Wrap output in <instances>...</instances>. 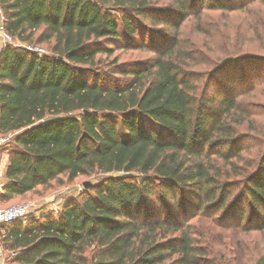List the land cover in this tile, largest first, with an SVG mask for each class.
<instances>
[{"label":"trees","instance_id":"obj_1","mask_svg":"<svg viewBox=\"0 0 264 264\" xmlns=\"http://www.w3.org/2000/svg\"><path fill=\"white\" fill-rule=\"evenodd\" d=\"M250 5L259 19L233 32L223 20ZM0 7L7 32L49 50L0 49V134H13L0 204L94 177L55 215L0 224L6 263L264 264V55L240 44L264 27V0ZM190 21L234 53L185 36Z\"/></svg>","mask_w":264,"mask_h":264},{"label":"rangeland","instance_id":"obj_2","mask_svg":"<svg viewBox=\"0 0 264 264\" xmlns=\"http://www.w3.org/2000/svg\"><path fill=\"white\" fill-rule=\"evenodd\" d=\"M261 11H262V9L260 7L250 5V7H247L244 10H241L239 12L232 14L230 17H228L227 19H225L223 21L227 23V25L229 26L230 29H232L233 32L234 31L240 32L250 22L257 21L260 17L259 12H261ZM206 14H207V16H210V20H209L210 23L206 20V22L209 25L210 24L214 25L215 23L221 24V20L217 17L218 13L207 12ZM203 18H205V16ZM192 23H193V21H190L183 28L185 36H187V37L198 36L195 38V41H197L198 43L210 42V44H207L208 49L210 51L211 50L214 51L215 55H217V57H219V58L228 56V55H225V53H224V50H226V49L230 48L231 52L234 53L231 49L232 48L231 45L234 43L235 40L233 42L231 40L225 42L219 36L217 38L214 37L212 39H206L205 37L194 33V31L192 29L193 28ZM241 34H242V42L240 43V41H241L240 37L238 39H239V43L242 44V50L244 51L242 53H255V54H259V55H264V27L257 28V32H255V33L249 32V33H241ZM42 46L46 49V52L48 54L49 50L47 49L46 45L43 44ZM0 47L2 48L1 44H0ZM116 53H118V52H116ZM131 54H133L132 57L130 56ZM144 55H145V53H140V52L130 53V52H128V53L121 55L120 57L122 59L123 58L124 59H127V58L132 59V58H136V57L141 58ZM263 72H264V67L262 69V75L261 76H264ZM218 76L220 77L221 75H218ZM257 80L261 81L262 79L260 78ZM255 82H257V81H255ZM257 89L258 90L256 92L259 93L257 99H258V101H260L264 105V95H263L264 94V85H263V83H259L257 86ZM238 91H240V90H238ZM261 91H262V95H261ZM11 138H13V136ZM12 146H13V141H10L9 145L6 148H3L0 150V174H1V176H3V169L5 167V165H4L5 160H7L9 150L11 149ZM92 179H94V177H80V178L74 180L73 182H71L69 184H64L62 186H56L55 182H52L51 188H48L46 190H42L40 188V189H38V190H40V191H38V194L30 193V194L26 195L25 197H16V198H13L11 200L3 201L0 204V207H5V206L12 205V204H18V203H28V204L32 205V208H37L36 211L38 213L41 210V212H46V213L50 212L51 214L55 215L58 212V210L60 209V207L64 201H66L67 199H69L73 195H76L83 188V186H84L83 182L84 181L92 180ZM54 204L56 205L57 211H51V209H50L51 207L54 206ZM218 240H220V239H218ZM0 247L3 248L1 239H0ZM223 247L224 246L214 245V250L217 253L221 254L224 258H225V256L227 258H230L231 255L228 252L229 248L225 246L227 248V250H226V248H223ZM3 254L5 257L6 255H9V252L6 249H4ZM1 258L2 257H0V260H1ZM232 258H234V257H232ZM5 264H8V263H5Z\"/></svg>","mask_w":264,"mask_h":264},{"label":"built area","instance_id":"obj_3","mask_svg":"<svg viewBox=\"0 0 264 264\" xmlns=\"http://www.w3.org/2000/svg\"><path fill=\"white\" fill-rule=\"evenodd\" d=\"M0 44L2 47L11 46L19 49H24L37 56L46 55V49L43 46L35 45L20 41L17 37L13 36L5 30L4 15L0 7ZM13 134H0V150L6 148L12 140ZM3 182V176L0 174V190ZM51 211H57L56 205L50 208ZM37 208H32L31 204L18 203L5 207H0V224L12 222L19 219H26L30 214L36 213ZM38 213V212H37ZM4 256L3 250L0 247V257ZM4 258V257H3ZM4 264V263H3Z\"/></svg>","mask_w":264,"mask_h":264},{"label":"crops","instance_id":"obj_4","mask_svg":"<svg viewBox=\"0 0 264 264\" xmlns=\"http://www.w3.org/2000/svg\"><path fill=\"white\" fill-rule=\"evenodd\" d=\"M0 49H1V47H0ZM6 161H7V160H5V164H6ZM5 164H4V165H5ZM3 171H4V169H3ZM2 250H4V249L2 248ZM6 256H7V255H6ZM6 256H5V257L2 256V258H1V260H0V264H2V263L5 264V263H6ZM3 257H4V258H3Z\"/></svg>","mask_w":264,"mask_h":264},{"label":"water","instance_id":"obj_5","mask_svg":"<svg viewBox=\"0 0 264 264\" xmlns=\"http://www.w3.org/2000/svg\"><path fill=\"white\" fill-rule=\"evenodd\" d=\"M58 59L60 60V59H61V57L59 56V57H58ZM86 185H87V184H85V182H84V186H86Z\"/></svg>","mask_w":264,"mask_h":264}]
</instances>
